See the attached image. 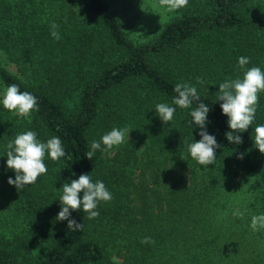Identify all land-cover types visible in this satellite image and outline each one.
<instances>
[{"label":"trees","instance_id":"obj_1","mask_svg":"<svg viewBox=\"0 0 264 264\" xmlns=\"http://www.w3.org/2000/svg\"><path fill=\"white\" fill-rule=\"evenodd\" d=\"M133 1L140 0H0V90L15 84L38 101L22 119L0 99V196L18 203L26 223L14 243L0 234V264H22L37 249L28 264H264V229L250 227L264 214V154L254 145L264 92L252 125L233 132L240 145L227 141L217 100L219 84L254 66L264 71V0H188L137 44L108 9ZM240 57L249 58L243 69ZM184 80L194 81L200 99L182 109L173 100ZM159 103L176 108L168 124ZM200 103L210 108L204 130L221 146L207 167L188 150L201 139L191 116ZM113 128H128L131 139L111 154L101 143L90 161L91 141ZM26 131L44 143L58 137L66 155L58 162L46 155L47 173L16 189L7 145ZM82 174L102 181L112 200L98 203L95 219L70 210L83 223L70 230L56 219L62 187ZM145 237L155 243H141Z\"/></svg>","mask_w":264,"mask_h":264},{"label":"clouds","instance_id":"obj_2","mask_svg":"<svg viewBox=\"0 0 264 264\" xmlns=\"http://www.w3.org/2000/svg\"><path fill=\"white\" fill-rule=\"evenodd\" d=\"M158 4L169 13H173L187 7L188 0H158ZM57 28L58 25L53 22L50 34L59 40L61 37ZM238 63L243 69L249 63V58L240 57ZM197 82L202 84L203 80L198 79ZM174 91L178 95L173 100V104L182 109L189 108L193 100L200 99L196 87L189 84H177ZM262 92H264V71L255 66L245 71L242 79L227 80L219 84L217 100L222 101L220 104L222 114L228 117L227 124L230 131L225 133L228 142H235L239 145L242 143L241 135L234 136L233 132L243 133L252 125L259 103V94ZM2 104L8 111L25 118H30L33 111H38L37 98L27 91L21 92L15 84L6 88ZM175 111L176 108L167 103L156 105V113L165 124L172 121ZM209 111V107L200 103L191 112L193 123L201 129L199 132L201 139L188 146L191 157L199 165L205 167L215 164L216 149L221 147L216 138L204 130ZM130 132L128 128H113L102 136L100 142L91 141V150L85 156L91 161L96 151L101 150V143L105 146L103 151L120 146L125 142L126 136L129 141ZM254 132V145L260 153L264 154V125L257 126ZM7 149V168L15 172V179L10 177L8 184L15 186L16 189L36 183L41 175L47 173L48 169L44 163L46 155L54 162H58L66 155L58 137H53L44 143L37 139V133L34 131H26L17 135L13 142L8 143ZM238 158L243 159V156ZM62 192L60 197L62 207L56 219L68 221L67 227L70 230H83V223H77L76 220L70 219V210L78 211L82 208L84 212L88 213V219H95L99 216V212L96 210L98 203L112 200V194L105 184L102 181L93 183L89 174H82L78 179L65 183ZM235 215L243 219L245 212H238ZM250 227L253 231L264 229V214L253 215ZM141 243H155V241L150 237H145Z\"/></svg>","mask_w":264,"mask_h":264},{"label":"rangeland","instance_id":"obj_3","mask_svg":"<svg viewBox=\"0 0 264 264\" xmlns=\"http://www.w3.org/2000/svg\"><path fill=\"white\" fill-rule=\"evenodd\" d=\"M108 9L117 18L127 38L136 44L153 38L163 23L175 14V12L169 13L165 8L160 7L158 0H140L138 2L133 1L124 4L118 3L116 5L109 4ZM8 67L11 70H14L12 66ZM183 82L185 84H189L190 86H195V84H193L194 81L192 80H184ZM4 93L5 92L3 90H0V99H3ZM67 105L70 108L71 101ZM21 118L27 119L25 117ZM129 139H131V137H129ZM126 140L127 136L125 138V141ZM115 148L117 149V147H114L110 150V154L115 150ZM48 160L46 158L44 163L50 169L53 164L50 160V162ZM50 178L52 181H49V183L51 186H55V184H52L55 182L54 177L51 176ZM18 206V203L11 197L0 196V234H4L6 236V239L4 240L11 243L16 242L18 238L23 236L25 231L26 223L22 215L17 210ZM40 253H42V249L33 250L30 253L25 254L19 262L21 261L23 262L22 264H28L31 259ZM117 262H119L118 259Z\"/></svg>","mask_w":264,"mask_h":264}]
</instances>
